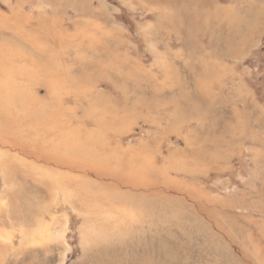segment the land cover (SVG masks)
I'll return each mask as SVG.
<instances>
[{
  "label": "rangeland",
  "instance_id": "1",
  "mask_svg": "<svg viewBox=\"0 0 264 264\" xmlns=\"http://www.w3.org/2000/svg\"><path fill=\"white\" fill-rule=\"evenodd\" d=\"M162 3L0 0V118L67 163L0 148V264H264V0Z\"/></svg>",
  "mask_w": 264,
  "mask_h": 264
},
{
  "label": "bare ground",
  "instance_id": "2",
  "mask_svg": "<svg viewBox=\"0 0 264 264\" xmlns=\"http://www.w3.org/2000/svg\"><path fill=\"white\" fill-rule=\"evenodd\" d=\"M158 1H160L161 3L163 2L162 4L165 3V5H167V6L171 5L173 3H176V5L180 6V8L176 11L175 14H177L180 17V15L183 14L184 11L182 12V10L184 9L185 10L184 13L185 14L188 13L186 15H189V12H191V20H193L192 15L194 14V12L197 14H198V12H204V11L208 10V8H210V6H211V0H158ZM157 3H155V4H157ZM168 8H169V6H168ZM217 9L218 8L215 9L216 12H218ZM172 15H174V14L172 13ZM174 20L175 19H173L171 16L170 22H171L172 27L180 28L178 26V24H175L176 22H174ZM190 23H191V21H190ZM187 26L188 25L186 24V22H184V28ZM15 99H17V98H15ZM13 109H14V107H13ZM19 109H21V107ZM20 111H22V109ZM18 112H19V110H18ZM8 113L9 112H6V111H3L1 113V115L3 117L0 118L1 119L0 120V148L6 150L7 152H16V154H22L23 156L29 158V160L31 162H37L41 165L49 166L51 169L49 167L47 169L49 171H52V172H55V171L59 170L60 168L63 169L65 167V164L67 166V163L64 161L65 158H64L63 151H60L59 149L56 148V145L58 144V142L61 139V129L60 128L53 126L54 127V128H52L53 132H52L51 128H50L51 131H49L47 128L45 129L46 123L44 121L46 119L43 121V119H41V117L35 118V117L31 116L32 120L39 123V125L41 124L42 129H39L38 126H37V128L34 129L32 127L34 125V123H33V125L31 126L32 129L27 128V127L23 128L22 126H20L22 130H17L15 133L14 129L9 128V125H11L10 124L11 119L5 117ZM16 113L17 112H15V114ZM18 115H19V113H18ZM24 116H25V122L24 123L29 125V111L28 110H26V112L24 111ZM18 119H17V121H18ZM16 127H15V129L18 128V127L17 128ZM51 133H52V135H51ZM50 135H51V137H50ZM1 155L2 154H0V156ZM7 155H8V153H7ZM17 156H19V155H17ZM17 156H15V157L17 158ZM19 158L21 160L23 159L21 157H19ZM20 159H18V160H20ZM0 162H1L2 166L10 168V169H12V171H17V172H19L20 175H22L24 177H29V175L32 174L31 171H28L24 167L22 168L20 165H17L14 162L13 158L2 159V160H0ZM27 168H28V166H27ZM48 170H47V173H48Z\"/></svg>",
  "mask_w": 264,
  "mask_h": 264
}]
</instances>
